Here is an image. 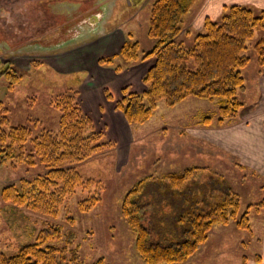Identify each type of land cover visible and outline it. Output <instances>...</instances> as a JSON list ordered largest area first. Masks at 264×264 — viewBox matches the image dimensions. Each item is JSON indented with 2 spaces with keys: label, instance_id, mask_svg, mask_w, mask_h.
<instances>
[{
  "label": "rangeland",
  "instance_id": "1",
  "mask_svg": "<svg viewBox=\"0 0 264 264\" xmlns=\"http://www.w3.org/2000/svg\"><path fill=\"white\" fill-rule=\"evenodd\" d=\"M153 1L0 0V68L13 59L9 62L14 70L11 74L19 75L14 81L13 76L0 74V102L8 109L10 123L33 126V135L41 129L54 131L60 112L52 103L62 94L71 93L95 129L114 143L113 148L75 164L81 178L90 182L85 187H76L55 214L32 210L1 197L7 185L19 186L22 178L44 173L43 164L37 159L32 166L15 159L0 161V253L15 254L20 247L33 242L43 227L52 225L62 232V238L52 244L61 247L66 243L77 248L83 263L103 258L104 264H146L135 250V234L120 214L124 195L141 179L156 180L169 172L180 173L184 168L197 166L199 176L213 185L214 191L224 188L237 193L239 213L227 223L214 224L198 249L176 264H242L255 254L262 255L264 207L249 210L248 228L239 227L237 220L248 204L264 198V177L240 166L236 157L215 145L217 138L209 134L207 139L199 136L202 133L197 125L201 126L202 117H217V101L187 97L168 106L160 100L151 117L140 124H128L122 111L116 108V102L123 97V88L137 93L146 88L142 77L153 65L154 57L130 63L117 54L128 40L138 42L140 51L152 48L155 40L147 36V30ZM209 1L212 5L208 0H193L185 14L178 39L186 47L202 32L206 17L218 20L223 7L232 4ZM214 4L218 6L215 10L217 15L220 13L218 18H214L215 13L209 15ZM251 8L256 13L264 9ZM92 25L95 31L90 33ZM54 29H59L56 36L51 34ZM99 31L108 34L97 43L87 36L96 37ZM42 35L47 37L34 41ZM263 35L264 31L257 30L247 41L250 61L242 73L245 88L237 94L243 105L237 117L227 124L249 116L264 118V65L258 64L251 47ZM111 57L112 62L100 61ZM11 82L13 87H9ZM89 86L90 106L96 101L95 92L104 98V102L93 107L92 115L82 106L86 99L83 89ZM104 105L126 121L125 132L119 124L112 126L115 138L108 135ZM90 196L99 199L89 209H80L79 203ZM67 237L70 242H65Z\"/></svg>",
  "mask_w": 264,
  "mask_h": 264
},
{
  "label": "trees",
  "instance_id": "2",
  "mask_svg": "<svg viewBox=\"0 0 264 264\" xmlns=\"http://www.w3.org/2000/svg\"><path fill=\"white\" fill-rule=\"evenodd\" d=\"M192 2L154 0L147 30V36L155 40L152 48L140 51L138 42L128 40L117 54L130 63L154 57L153 65L142 77L145 90L137 93L125 87L123 97L116 102V108L122 111L128 124L147 121L160 100L174 106L187 97L217 101V117L204 115L200 120L202 126H225L237 117L243 105L237 94L245 88L242 73L250 61L247 41L255 31H264V9L256 13L246 5H225L218 20L204 19L202 32L186 47L178 36ZM251 47L258 64L263 66L264 35ZM3 65L0 74L13 76L17 81L19 75L11 74L13 65L9 61ZM9 87H13V82ZM52 104L60 112L58 128L41 129L33 135L31 125H12L8 109L0 102V161L15 159L32 166L37 159L46 169L42 174L22 178L19 186L7 185L1 197L46 214H55L76 187H85L90 182L81 178L75 164L114 147L82 112L74 94H62ZM199 169L192 166L156 180L141 179L124 195L120 214L135 234V250L146 264L185 261L206 240L214 224L237 217V193L224 188L214 191L215 187L199 176ZM98 199L90 196L79 203L80 209H89ZM259 207H264V198L248 204L237 225L248 228L249 210ZM61 238L60 228L47 225L33 242L23 245L15 254L0 253V264H86L77 248H70L66 243L61 247L52 244ZM65 242H70L68 237ZM90 264H104V260L99 258Z\"/></svg>",
  "mask_w": 264,
  "mask_h": 264
},
{
  "label": "crops",
  "instance_id": "3",
  "mask_svg": "<svg viewBox=\"0 0 264 264\" xmlns=\"http://www.w3.org/2000/svg\"><path fill=\"white\" fill-rule=\"evenodd\" d=\"M222 1L225 2L224 4L236 3L251 7L264 8V0H220L219 2L222 3ZM208 3L211 4V1L208 0ZM224 4L222 3V5ZM217 7L218 6L214 4V7L210 8L213 9L212 12H209L210 16L212 15L211 13H215L214 18H218L220 16V13L217 15L215 12ZM92 26L93 30H90V33L95 31V26ZM98 33L99 34L96 37H94V35L92 34H89L87 36H90V40H93L95 43H97V40L99 41L108 34V32L100 31ZM83 92L85 93L84 98L86 99H83L84 102H82V106L86 113L92 115L91 113H94L93 107H97L100 101L104 102V98L102 99L101 96H99V94L95 92V105L93 103L90 106V86L86 87L85 90L83 89ZM83 104H85L86 107ZM102 112L105 114L107 129L109 132L108 135L110 138H115L111 128L116 124L123 126L125 132L126 121H124L122 115L114 111L113 108L108 107V105H104ZM258 116H249V118L246 120H241L221 127H206L202 125H197L198 130L202 133L199 136L203 137L204 139H207L206 136H208L209 134L212 137L217 138L215 139L216 143L213 141L215 145L223 149L225 148L226 151L236 157L240 166L244 165L247 167L248 170L256 171L264 177V118H259ZM254 117H257L256 120H252V118ZM210 140L212 141L213 139ZM262 227L263 228L261 229L262 232L260 238V248L262 251V255L255 254L252 259L248 258L243 260L242 264H264V223Z\"/></svg>",
  "mask_w": 264,
  "mask_h": 264
},
{
  "label": "flooded vegetation",
  "instance_id": "4",
  "mask_svg": "<svg viewBox=\"0 0 264 264\" xmlns=\"http://www.w3.org/2000/svg\"><path fill=\"white\" fill-rule=\"evenodd\" d=\"M96 18H98V17H96ZM53 31H54V32H52L51 34H55V36H56V34H57V32L59 31V29H58V30H55V29H54ZM45 36L47 37V35H42V36H40V37H38V38H35L34 41L36 42L37 39H39V38L42 39V38L45 37ZM56 43H57V42H56ZM35 44H36V43H35ZM38 44H39V43H38ZM9 62H13V59H10Z\"/></svg>",
  "mask_w": 264,
  "mask_h": 264
}]
</instances>
